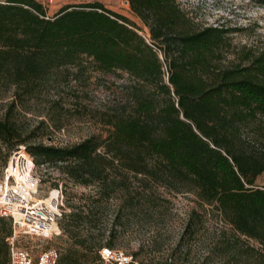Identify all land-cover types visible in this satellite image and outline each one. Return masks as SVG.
<instances>
[{"label": "trees", "instance_id": "trees-1", "mask_svg": "<svg viewBox=\"0 0 264 264\" xmlns=\"http://www.w3.org/2000/svg\"><path fill=\"white\" fill-rule=\"evenodd\" d=\"M127 2L147 36L100 2L66 5L48 16L38 0L0 1V88L13 89L0 115V164L29 137L13 110L35 96L52 71L81 67V58H88L103 74L128 77L103 112L104 134L66 146L25 145L35 163H56L65 179L98 185L106 201L115 192L138 199L152 184L191 193L231 228L212 247L221 264H264V188L255 184L264 173V52L245 50L224 64L231 47L224 26L195 29L176 0ZM255 122L258 132L244 137ZM133 180L140 187L132 191ZM100 218L89 202L64 214L61 227L70 241L56 248L57 264L98 259L81 228L98 226ZM195 232L189 220L183 235Z\"/></svg>", "mask_w": 264, "mask_h": 264}, {"label": "rangeland", "instance_id": "rangeland-1", "mask_svg": "<svg viewBox=\"0 0 264 264\" xmlns=\"http://www.w3.org/2000/svg\"><path fill=\"white\" fill-rule=\"evenodd\" d=\"M2 1V0H0ZM52 16L66 5L100 2L107 9L120 13L138 26L139 33L147 36V29L130 11L127 0H38ZM194 28L222 25L229 30L231 47L225 52L224 64L240 59L250 50L252 55L264 52V2L256 0H176ZM83 66L67 64L52 71L47 82L35 96L25 99L13 110L18 126L29 134L26 146L38 141L59 146L75 144L93 134H104L103 112L120 96L121 84L128 82L127 74H103L95 69L91 60L81 58ZM246 63V61H244ZM39 90V89H38ZM13 89L0 88V115L11 99ZM258 123V122H257ZM256 122L245 127L244 137L258 132ZM39 177L38 198H46L53 188L63 192V205L58 227L61 233L51 238L17 234L20 247H27L36 255L40 250L62 248L69 236L61 227L64 214H69L89 202L93 211L100 213L98 226L81 228L88 235V243L99 251L103 246L119 249L132 255L139 264H221V255L212 252L215 238L223 232L231 233L230 226L217 210L203 207L193 194L169 191L162 185L152 184L138 199H124L121 193H112L99 199L96 184L83 185L65 179L56 163H35ZM3 166L0 164V180ZM255 184L264 188V173ZM131 190L140 187L132 181ZM139 201V205L136 206ZM192 220L193 234L183 235L186 224ZM88 238V239H89ZM245 243L259 248V243ZM110 242V245H109ZM33 255V256H34ZM99 257V256H98ZM93 258H96L93 256ZM93 262V261H91Z\"/></svg>", "mask_w": 264, "mask_h": 264}, {"label": "built area", "instance_id": "built-area-1", "mask_svg": "<svg viewBox=\"0 0 264 264\" xmlns=\"http://www.w3.org/2000/svg\"><path fill=\"white\" fill-rule=\"evenodd\" d=\"M35 161L24 144L11 150L0 180V214L11 218L24 234L51 238L61 233L63 192L53 188L46 198H38L39 177ZM56 228V229H55ZM9 264H57L58 251L54 247L40 250L36 256L11 240ZM96 261L88 264H139L132 255L108 246L98 251Z\"/></svg>", "mask_w": 264, "mask_h": 264}, {"label": "crops", "instance_id": "crops-1", "mask_svg": "<svg viewBox=\"0 0 264 264\" xmlns=\"http://www.w3.org/2000/svg\"><path fill=\"white\" fill-rule=\"evenodd\" d=\"M0 219H2V223H4V227H7L8 230L11 229V232L9 234L4 233V230L1 229L2 224L0 223V264H9V255H10L9 248H10L11 240H13L15 244L20 247L19 243L16 240L17 234L20 233L30 237H33V235L24 234L19 228H17L13 224L11 218L8 216H3L0 214ZM27 249L33 254V251L31 249L29 248Z\"/></svg>", "mask_w": 264, "mask_h": 264}, {"label": "bare ground", "instance_id": "bare-ground-1", "mask_svg": "<svg viewBox=\"0 0 264 264\" xmlns=\"http://www.w3.org/2000/svg\"><path fill=\"white\" fill-rule=\"evenodd\" d=\"M56 229V228H55Z\"/></svg>", "mask_w": 264, "mask_h": 264}]
</instances>
